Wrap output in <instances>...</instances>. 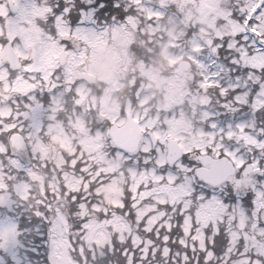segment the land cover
Wrapping results in <instances>:
<instances>
[{"label":"snow or ice","instance_id":"obj_1","mask_svg":"<svg viewBox=\"0 0 264 264\" xmlns=\"http://www.w3.org/2000/svg\"><path fill=\"white\" fill-rule=\"evenodd\" d=\"M0 264H264V0H0Z\"/></svg>","mask_w":264,"mask_h":264},{"label":"rangeland","instance_id":"obj_2","mask_svg":"<svg viewBox=\"0 0 264 264\" xmlns=\"http://www.w3.org/2000/svg\"><path fill=\"white\" fill-rule=\"evenodd\" d=\"M187 15H189V16L193 15L191 9H189ZM159 54H162L164 56V59H158L155 57L151 58V62L156 63V65H154V66H156L157 68L152 67L151 63L147 67V69L145 68L143 63H137V65H138V68L140 70V78L141 77L146 78L144 85H148V86H150V88H153V87L158 88L160 93H162L163 103H164L165 107H167L170 100L172 99V95H173L174 91H178V89L174 88V80H175L176 74H175V70H173V67H172V65L177 63V61L170 59L168 57V55H166L163 52H161ZM163 69L170 71L169 72L170 77L164 78L162 76L163 75V73H162ZM114 73H115V67L112 70H110L108 75L101 76L100 79L108 82L112 78ZM111 110L112 111L118 110L117 103H116L115 99L111 103Z\"/></svg>","mask_w":264,"mask_h":264}]
</instances>
